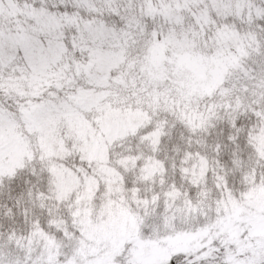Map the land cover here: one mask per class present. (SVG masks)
<instances>
[{"label": "snow or ice", "instance_id": "snow-or-ice-1", "mask_svg": "<svg viewBox=\"0 0 264 264\" xmlns=\"http://www.w3.org/2000/svg\"><path fill=\"white\" fill-rule=\"evenodd\" d=\"M0 264H264V0H0Z\"/></svg>", "mask_w": 264, "mask_h": 264}]
</instances>
